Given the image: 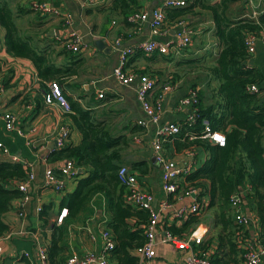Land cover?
I'll list each match as a JSON object with an SVG mask.
<instances>
[{
  "label": "crops",
  "instance_id": "0c3cea01",
  "mask_svg": "<svg viewBox=\"0 0 264 264\" xmlns=\"http://www.w3.org/2000/svg\"><path fill=\"white\" fill-rule=\"evenodd\" d=\"M2 1L6 2L12 11L15 23L22 35L26 38L29 36L30 30L32 36L35 34L36 40L35 42L31 40L32 45L48 55L49 61L56 70L53 75L54 80L59 83L64 96L80 103L87 110L95 111L97 119L106 123L115 136L129 137L130 142L122 152L120 165L126 166L137 175L140 188L146 193H150L154 197V206H158L161 201L166 199V195L162 192L160 169L153 164V150L150 144L153 131L150 129L142 134L143 129L136 124V121L142 117V112L136 101L135 87L133 85L130 87L120 86L111 76L118 60L117 52L112 49L113 40L121 36L125 44L135 47L149 37V25H143L139 32L133 31L132 33L129 25L119 17L111 16L105 10L112 0H100L84 6L74 0H38L46 2L61 12L69 13L72 16V27L65 26L60 17H39L31 11L25 10L23 7L27 9L28 3L33 0ZM138 1L141 9L150 10L160 6L162 0ZM218 1L212 0L210 3L216 4ZM238 2L241 6L233 8L234 15L230 17L233 20L241 18L239 16L245 17L249 12V9L240 0ZM263 7V5L258 6L256 12L264 10ZM18 9L23 12L19 13ZM262 13L264 14V12H259L257 17ZM32 17L35 20L29 21ZM196 18L199 17L191 19L194 21ZM201 19H204L207 25L212 26L209 29L211 35L209 34L207 42H203V45L194 51V55L209 49L210 44H213L217 51L208 53L211 58L209 65H212L220 49L213 36L214 24L210 15L201 17ZM188 20L191 22L189 18ZM29 22H32L31 26H29ZM171 24L172 22L168 21L172 34ZM0 32L4 33L1 28ZM71 32L81 36L85 44L83 49L75 53L65 51L60 44L61 40L68 37ZM197 35H199V31H195L193 38H197ZM96 41H102L107 51L98 49L95 45ZM0 44H2L1 41ZM207 44L209 46H206ZM180 60L194 59H186L185 55L173 59L137 53L128 60L125 70L136 75L144 74L156 80V83H160L172 76L175 71L174 62L178 63ZM248 65L250 68L258 69L264 73V49L261 46H257L255 53L249 56ZM49 81L39 78L35 67L29 60L11 57L7 54L4 45H0V83L3 86L0 109L13 113L17 117L19 126L24 130H34L31 138L38 145L36 152L33 153L25 146L24 139L6 134L0 123V142L9 151L7 155L0 151V161L13 162L12 157H17L19 159L17 163L21 165L25 162L31 163L34 170V181L27 188V199L13 201L10 212L4 216L3 221L9 226V232L0 239L2 247L0 264H37L36 250L39 247L46 249L50 245L54 233L61 235L60 245L63 247V254L58 258L65 262L73 255L80 258L86 253H100L103 249L101 234L103 230H108L110 214L108 201L102 193L92 194L76 217H66L60 226L55 224L60 211L66 208L61 204L63 198L74 190L76 180H67L65 191L60 194L46 189L43 186L44 171L57 168L58 165L45 164L42 162V158L46 154L48 146L53 143L58 125L69 126V137L65 145H78L81 137L73 127L70 118L63 115L58 106L45 104L44 94L49 93L47 85ZM186 84L190 83L176 80L175 88L168 95L164 106L163 121L178 124L187 118L189 110L179 106V100L186 95L189 88ZM198 84L196 87L201 90L202 84ZM99 93L103 94L102 99L98 98ZM134 137H141L142 140L134 141ZM193 152L176 153L173 143H170L165 156L181 167L190 165L191 173L196 169V159L201 154L200 150H193ZM190 154L194 155L190 156ZM201 155V158L204 159L208 157L207 153L203 151ZM140 163L142 164L139 165ZM78 173L79 175L86 174L81 169H78ZM247 194L248 190H245L242 211L246 217L251 219V223L247 227V236H241V241H238L240 251L236 255V264H243L241 251L244 250L245 243L258 241L259 223L255 214L247 207L245 200ZM188 205H190V200L184 198L172 209L162 212L159 227L181 226L188 218L179 222L173 220L171 214ZM39 208L42 210L46 208V213L42 218L39 215L41 211H37ZM212 214L213 211L208 220L200 214L195 216L201 220L198 226H205L208 229V233L204 237V244L207 240H211L208 249L214 253L217 248V240L214 238L215 230L211 228ZM161 235V231H158L154 240L156 243L154 264L172 263L181 256L182 252H177L173 245L160 244ZM261 264H264V260Z\"/></svg>",
  "mask_w": 264,
  "mask_h": 264
},
{
  "label": "trees",
  "instance_id": "16d2710c",
  "mask_svg": "<svg viewBox=\"0 0 264 264\" xmlns=\"http://www.w3.org/2000/svg\"><path fill=\"white\" fill-rule=\"evenodd\" d=\"M211 1L186 0L187 5L183 8L164 10L169 22L188 20L195 8L205 11L214 24L213 36L220 49L212 65L206 67L208 73L204 80L186 84L189 88L182 98L188 96L190 89H198L196 122L193 126H189L186 119L178 123L180 133L172 143L176 153L193 150L207 153L205 159L201 158V154L197 157L196 169L183 178V184L187 188H197L200 191L199 200H207L204 210H213L211 228L215 230L217 248L214 253L208 249L211 240L200 248L209 251L214 264H236V255L240 251L238 241L248 234L247 227L236 223L229 203L230 196L239 190L248 188L246 204L257 218V239L264 246V73L249 67V55L244 46L246 33L264 31V14L254 19L239 16L241 18L233 20L230 17L234 13L229 9L238 0H219L216 4ZM141 8L138 0H112L105 10L133 30L126 19ZM18 11L23 12L21 9ZM0 28L4 32L3 44L8 55L29 60L40 79L56 81L53 77L56 70L48 55L32 45V35L26 38L22 35L12 11L2 0ZM198 62L197 59L178 61L172 76L160 83L175 85L180 78L176 70ZM198 83L202 84L201 90L196 87ZM252 85L257 87V93L247 90ZM65 99L71 111L65 116L70 118L81 139L78 145H65L52 150L47 163L54 165L71 161L76 169L86 174H77L70 179L76 180L75 188L64 196L61 204L67 209V217L74 218L92 194L105 195L110 214L108 230L115 243L110 259L115 264H137L134 251L146 241L144 232L150 215L125 203L126 188L117 180L122 152L130 139L112 134L110 127L97 119L95 111L83 108L70 98ZM203 121L207 122L211 133L224 136V146L214 145L208 138H203ZM54 176L62 179L56 170ZM26 178L27 169L20 163L0 161V238L9 232V226L3 219L10 212L12 202L28 196V193L23 194L16 189V185ZM45 209L39 213L41 218L46 213ZM200 222L197 216L192 215L181 226H164V230L182 237L192 232ZM60 241V233H54L45 249L49 264H66L58 258L63 254Z\"/></svg>",
  "mask_w": 264,
  "mask_h": 264
},
{
  "label": "built area",
  "instance_id": "2783aa9c",
  "mask_svg": "<svg viewBox=\"0 0 264 264\" xmlns=\"http://www.w3.org/2000/svg\"><path fill=\"white\" fill-rule=\"evenodd\" d=\"M81 6L85 4H93L100 0H74ZM244 6L249 9L245 17L254 19L257 17L259 10L258 6H264V0H240ZM256 3V4H255ZM30 11L40 17H60L67 27H72V16L69 13H64L58 9L49 6L46 2L33 0L28 3ZM187 5L186 0H162L160 6L154 9H140L129 15L126 21L133 26L135 33L141 30L143 25H149L150 32L146 41L139 43L137 46L127 45L124 43L121 36L113 40L112 49L117 52V66L112 71V78L120 86L135 87V97L139 105L142 117L136 121V124L144 130V133L152 129L153 135L150 144L153 150V164L160 169V181L162 192L166 195V199L161 201L158 206H154V197L150 193L143 191L139 184L137 175L131 172L126 166H119L117 170V180L120 185L126 188L124 201L126 204L138 209L147 211L150 215L149 222L145 227V243L135 249L134 255L137 258V264H154L156 259V243L155 236L158 231H161L160 244H170L175 247L177 252H182L181 256L174 262L168 264H214L210 257L209 251L203 250L200 247L204 243V237L208 233V229L204 226H197L192 232L186 236H178L161 228L160 220L162 212L172 209L178 202L184 198L190 200V205L183 207L174 212L172 219L182 222L184 219L192 215H199L205 207V199L200 198V191L197 188H187L183 184V178L191 171L190 165L181 167L174 161L167 159L165 156L167 146L172 143L180 133V125L163 121L164 106L168 95L174 90L175 85L167 82L164 84L156 83V80L145 76L128 73L125 66L128 60L136 53H141L145 56H164L170 58L179 57L192 42L195 30L189 20L173 21L171 28L168 26V20L164 14L165 9H179ZM264 9V7H263ZM263 14V13H262ZM62 48L67 52H78L85 47L83 38L74 32H71L68 37L60 42ZM244 46L247 54L250 56L255 53L256 47L261 46L264 49V31L258 34L246 33L244 36ZM49 93L44 94V102L46 105H56L61 109L63 115L71 113L70 107L62 93V89L56 81H51L48 84ZM251 93H257V87L252 85L247 89ZM3 86L0 83V99L2 98ZM98 98L102 99L103 94L99 93ZM198 103V89H190L188 96L179 100V106L189 110L186 118L189 126L195 124V107ZM0 123L3 126V131L8 135H14L17 138L24 139L25 146L36 152L38 145L31 138L34 130H24L18 124L17 117L5 110L0 109ZM204 136L209 141L220 147L224 146L225 139L221 133H211L207 127V122L203 121ZM143 136V135H142ZM69 137V126L66 124L58 125L53 139L54 147L47 148L46 154L42 158V162L47 163L48 155L54 149H61L65 146ZM134 141L140 142L141 137H134ZM45 148V147H44ZM0 151L3 154H9L8 149L0 142ZM36 156V154H34ZM194 154H190L192 156ZM12 161L17 163L19 159L12 157ZM54 169H46L44 171L43 186L46 189L60 194L65 191L66 181L74 178L78 173L74 163L71 161H63ZM23 166L27 169V178L25 181L16 185V189L27 194L28 186L34 181V170L31 163H24ZM56 170L62 179L54 176ZM245 188L232 194L229 198V203L234 212L235 221L238 225L248 227L251 219L246 217L242 211V204L245 198ZM27 196L22 200H26ZM38 212L41 208L37 209ZM67 217V209H62L55 220V224L60 226L63 220ZM103 241V249L100 253H86L82 257L73 255L69 257L66 264H115L111 261L110 253L114 249L113 236L109 230H103L101 234ZM1 239V238H0ZM1 243V240H0ZM37 264H49L47 254L44 248L39 247L37 250ZM2 255V247L0 246V257ZM243 264H261L264 260V246L259 241L245 243L242 251Z\"/></svg>",
  "mask_w": 264,
  "mask_h": 264
},
{
  "label": "rangeland",
  "instance_id": "374dc122",
  "mask_svg": "<svg viewBox=\"0 0 264 264\" xmlns=\"http://www.w3.org/2000/svg\"><path fill=\"white\" fill-rule=\"evenodd\" d=\"M239 5H240L239 2H236L235 4H233L231 6V8L229 9L230 12H233V8L239 7ZM23 8L25 10H29L30 11V5L27 6V9L25 7H23ZM193 13L194 14L190 15L188 18L191 20L194 30L195 31H199V35H197L198 37L195 36L197 38H193L191 46L187 47L186 51H184L180 56L185 55L186 59L187 58L197 59V60H199V62L198 63H193V64L188 65V66H182V67H180V68H178L176 70L177 72H179L178 73L179 76H180L179 80H181L182 83H190L192 81L198 82V81L204 80V78L206 77V75L208 73L206 67L209 64H211V58L209 57L208 53H213V52L217 51V48L213 44H210L209 49H206V50L194 55V51L196 49H199L198 47L199 46L201 47L203 45V42L205 43L209 39L208 36H209V34L211 35V33L209 32V29H211L212 26L211 25H207L206 22H204L205 20L201 19V17H209V15L205 11L200 10L199 8H195L193 10ZM192 17H199V18H196L193 21L191 19ZM30 20L31 21L35 20V18L32 17L31 19H29V21ZM31 23L32 22H29V26H31ZM30 31H29V35H32L31 34L32 32H30ZM31 40H33L35 42V40H36L35 34L33 36V39H31ZM0 41H1L2 44L4 43V33H1V32H0ZM2 44H0V45L3 46L4 44L3 45ZM206 46H209V44H207ZM195 47H197V48H195ZM179 57H177L175 59H178ZM174 63L176 65V61ZM198 85H201V84H198ZM169 150H170V147H169ZM192 153H194V152H192ZM204 201H205L206 205L201 210L200 215L204 216L205 217L204 219L208 220V217L212 213L213 210H204L207 207V200H204Z\"/></svg>",
  "mask_w": 264,
  "mask_h": 264
},
{
  "label": "water",
  "instance_id": "95a60500",
  "mask_svg": "<svg viewBox=\"0 0 264 264\" xmlns=\"http://www.w3.org/2000/svg\"><path fill=\"white\" fill-rule=\"evenodd\" d=\"M95 45L97 46L98 49L107 51L105 44L102 41H96ZM53 147H54L53 143L50 146H48L49 149H52Z\"/></svg>",
  "mask_w": 264,
  "mask_h": 264
},
{
  "label": "clouds",
  "instance_id": "9594fccd",
  "mask_svg": "<svg viewBox=\"0 0 264 264\" xmlns=\"http://www.w3.org/2000/svg\"><path fill=\"white\" fill-rule=\"evenodd\" d=\"M247 18L252 19L251 17H247ZM136 54H137V53H136Z\"/></svg>",
  "mask_w": 264,
  "mask_h": 264
}]
</instances>
